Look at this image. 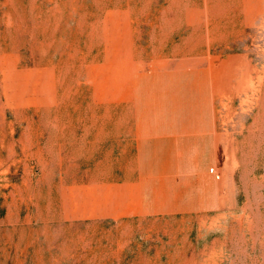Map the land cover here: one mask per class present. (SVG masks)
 <instances>
[{
  "label": "rangeland",
  "instance_id": "obj_1",
  "mask_svg": "<svg viewBox=\"0 0 264 264\" xmlns=\"http://www.w3.org/2000/svg\"><path fill=\"white\" fill-rule=\"evenodd\" d=\"M0 264H264V0H0Z\"/></svg>",
  "mask_w": 264,
  "mask_h": 264
},
{
  "label": "crops",
  "instance_id": "obj_2",
  "mask_svg": "<svg viewBox=\"0 0 264 264\" xmlns=\"http://www.w3.org/2000/svg\"><path fill=\"white\" fill-rule=\"evenodd\" d=\"M215 139H216V138H214V142H215ZM210 141H211V145H212L211 147L214 148V143L212 144V140H210Z\"/></svg>",
  "mask_w": 264,
  "mask_h": 264
}]
</instances>
